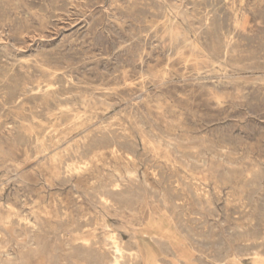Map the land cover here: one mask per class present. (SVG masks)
Here are the masks:
<instances>
[{
    "label": "rangeland",
    "instance_id": "1",
    "mask_svg": "<svg viewBox=\"0 0 264 264\" xmlns=\"http://www.w3.org/2000/svg\"><path fill=\"white\" fill-rule=\"evenodd\" d=\"M110 234L132 264H264V0H0V259L92 264Z\"/></svg>",
    "mask_w": 264,
    "mask_h": 264
},
{
    "label": "bare ground",
    "instance_id": "2",
    "mask_svg": "<svg viewBox=\"0 0 264 264\" xmlns=\"http://www.w3.org/2000/svg\"><path fill=\"white\" fill-rule=\"evenodd\" d=\"M172 11V10H171ZM186 11V10H185ZM177 12V11H176ZM171 15V14H170ZM164 17V16H163ZM173 17V16H172ZM183 17H184V14H183ZM187 24V23H186ZM187 37V36H186ZM187 39V38H186ZM177 40H179V39H177ZM180 42H182V41H180ZM178 43V42H177ZM191 43V42H190ZM188 44V43H187ZM188 46V45H187ZM193 53V52H192ZM182 77V76H181ZM56 132V131H55ZM52 137V136H51ZM67 146V145H66ZM73 147V146H72ZM76 150V149H75ZM229 167V166H228ZM77 173V172H76ZM118 185V184H117ZM120 187V186H119ZM136 188V187H135ZM118 193V192H117ZM121 194V193H120ZM105 195V194H104ZM133 196V195H132ZM131 196V197H132ZM99 197V196H98ZM118 197V196H117ZM130 197V199H132V198H134V197H132L131 198ZM141 197V196H140ZM206 197V196H205ZM101 199V198H100ZM105 199H106V197H105ZM142 199V198H141ZM126 200V199H125ZM124 200V201H125ZM134 200V199H133ZM133 200H131V203H133L134 204V202H133ZM106 201V200H105ZM126 201H128V199L126 200ZM140 201V200H139ZM101 202V201H100ZM136 202V201H135ZM137 202H138V198H137ZM143 202V201H142ZM102 203V202H101ZM123 203V202H122ZM128 203V202H127ZM130 203V202H129ZM128 203V204H129ZM103 204V203H102ZM120 204H121V202H120ZM142 204V203H141ZM100 205V204H99ZM105 205V204H104ZM140 205V204H139ZM166 205V204H165ZM122 206V205H121ZM125 206V205H124ZM105 207V206H104ZM131 207V206H130ZM142 207V206H141ZM118 208V207H117ZM123 208V207H122ZM136 208V207H135ZM127 209V208H126ZM138 209V208H137ZM124 210H125V208H124ZM135 212V211H134ZM12 218V217H11ZM23 219V218H22ZM159 219V218H158ZM13 220V219H12ZM18 220V219H17ZM27 220V219H26ZM25 220V221H26ZM152 220V219H151ZM157 220V219H156ZM155 221V220H154ZM17 222V221H16ZM15 222V223H16ZM160 222H161V220H160ZM165 222H166V220H165ZM14 224V223H13ZM17 224H19V223H17ZM20 224H21V222H20ZM26 224V223H25ZM153 224V223H152ZM8 225H10V222L9 221H5V222H3V227H4V229L6 230L7 229V227H8ZM222 225V224H221ZM27 226V225H26ZM12 227V226H11ZM17 227H18V225H17ZM20 227V226H19ZM25 227V226H24ZM24 227H23V229H24ZM29 227V226H28ZM27 227V228H28ZM11 229V228H10ZM14 229V228H13ZM25 231H26V229H25ZM78 231V230H77ZM159 231H161V230H159ZM76 232V231H75ZM92 234H95V233H92ZM17 235H18V233H17ZM98 236V235H97ZM102 236V235H101ZM100 236V237H101ZM108 236V235H107ZM11 237V236H10ZM71 237V236H70ZM74 237V236H73ZM206 237H208L207 235H206ZM27 238V237H26ZM98 238V237H97ZM109 239H110V243H111V252L110 251H104V249H100V248H98V250L97 249H95V250H97L98 252H96L95 254H91V256L90 255H88L89 256V258H90V260H91V263L92 264H124V263H127L129 260H127V257H126V259H125V253H129L127 256H128V258H132V255H133V252H132V250H129V251H126V249L128 250L129 248H126V247H124L123 245L124 244H121V243H123V242H121V240H120V238H118L115 234H110V237H109ZM7 240V239H6ZM11 240V239H10ZM29 240V239H28ZM96 240V239H95ZM105 240V239H104ZM153 240V239H152ZM4 241H5V238H4ZM16 241V240H15ZM102 240H100V242H101ZM106 241V240H105ZM154 241H156V240H154ZM160 241V240H159ZM195 241V240H194ZM21 242V241H20ZM26 242H28V241H26ZM30 242V241H29ZM88 242H90V241H88ZM87 242V243H88ZM131 242V241H130ZM134 242V241H133ZM161 242V241H160ZM163 242V241H162ZM161 242V243H162ZM18 243V242H17ZM23 243H25V242H23ZM74 243V242H73ZM93 243V242H92ZM91 243V244H92ZM103 243V242H102ZM109 243V244H110ZM135 243V246L134 247H136V242H134ZM155 243V242H154ZM153 243V244H154ZM160 243V244H161ZM210 243V242H209ZM1 244H4V242L3 243H1ZM26 244V243H25ZM70 244V243H69ZM78 244V243H77ZM89 244V243H88ZM90 244V245H91ZM94 244V243H93ZM24 245V244H23ZM79 245V244H78ZM77 245V246H78ZM84 245V244H83ZM89 245V246H90ZM95 245V244H94ZM93 245V246H94ZM163 245H165V244H163ZM163 245H161V246H163ZM179 245V244H178ZM97 246V245H96ZM99 246H100V243H99ZM104 246V245H103ZM127 246V245H126ZM159 246V245H158ZM160 246V247H161ZM2 247V246H1ZM74 247V246H73ZM98 247V246H97ZM102 247V246H101ZM129 247V246H128ZM219 247V246H218ZM78 248H81L80 246L78 247ZM83 248V250L85 251V247L83 246L82 247ZM165 248V247H164ZM173 248V247H172ZM73 249H75V247L73 248ZM77 249V248H76ZM87 249V248H86ZM89 249H91V247H89ZM88 249V250H89ZM94 249V248H93ZM109 249V248H108ZM159 249H162V248H159ZM207 249V248H206ZM70 250V249H69ZM82 250V249H81ZM82 250V251H83ZM110 250V249H109ZM135 250H137V249H135ZM164 250V249H163ZM33 251H35V252H40V253H43L44 254V256L46 255V256H49V258H50V251L48 250V248H46L44 245L41 247H39V244H37V246H35V249L33 250ZM52 251H54L53 249H52ZM165 251H167V248H166V250ZM4 253H5V256H6V258L4 259V260H2V259H0V264H25V260H26V258L24 259V258H21V259H11V258H7L8 257V252H7V250L6 249H4V251H3ZM89 252V251H88ZM74 253V252H73ZM82 253H84V252H82ZM169 253V252H168ZM167 253V254H168ZM28 254V253H27ZM34 254H36V253H34ZM71 254V253H70ZM78 254H81V251L78 253ZM166 254V255H167ZM259 255V254H258ZM4 256V255H3ZM53 256H54V254H53ZM110 256V257H109ZM134 256V255H133ZM236 256V255H235ZM29 257V256H28ZM52 257V256H51ZM68 257H70V256H68ZM73 257V256H72ZM75 257V256H74ZM79 257H80V255H79ZM85 257V259H86V257H87V253H86V255L84 256ZM47 258V257H46ZM45 258V259H46ZM88 258V257H87ZM57 259V258H56ZM84 259V260H85ZM133 259V258H132ZM136 259V258H135ZM137 259H139V258H137ZM65 260H66V258H65ZM79 260V259H78ZM82 260V259H81ZM80 260V261H81ZM125 260L127 261V262H125ZM257 260V259H256ZM256 260H254V261H256ZM55 261H57V260H54V262ZM89 261V260H88ZM140 261V260H139ZM156 261V260H155ZM253 261V260H252ZM263 261V260H262ZM261 261V262H262ZM86 262V261H85ZM90 262V261H89ZM133 262H134V260H133ZM132 261H130L129 263H127V264H132L133 263ZM138 262V261H137ZM230 262V261H229ZM236 262V261H235ZM53 263V262H52ZM41 264V263H40ZM55 264V263H54ZM135 264V263H134ZM231 264V263H230ZM239 264V263H238Z\"/></svg>",
    "mask_w": 264,
    "mask_h": 264
}]
</instances>
